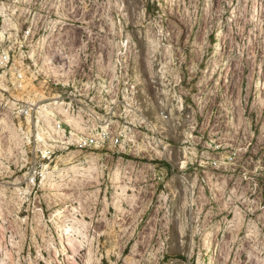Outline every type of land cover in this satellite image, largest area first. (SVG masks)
Returning a JSON list of instances; mask_svg holds the SVG:
<instances>
[{"label": "rangeland", "instance_id": "1", "mask_svg": "<svg viewBox=\"0 0 264 264\" xmlns=\"http://www.w3.org/2000/svg\"><path fill=\"white\" fill-rule=\"evenodd\" d=\"M259 4L0 0V264H264Z\"/></svg>", "mask_w": 264, "mask_h": 264}, {"label": "built area", "instance_id": "2", "mask_svg": "<svg viewBox=\"0 0 264 264\" xmlns=\"http://www.w3.org/2000/svg\"><path fill=\"white\" fill-rule=\"evenodd\" d=\"M3 60L7 62L9 57L4 56ZM22 78L23 75L20 74L19 79ZM60 98L62 97L60 96L57 100L59 101ZM62 102L68 107L70 112L77 115L81 113L80 105H82V103L76 99H73L70 94ZM35 107L36 106H33L28 102H24V105L19 108L18 114L21 116L32 114L35 111ZM57 123L58 125H62L60 122ZM81 129L82 127H80L78 130V133L69 132V137H71V140H69L70 138H66L64 143L67 144V146H74L81 151L101 149L105 148L109 144L116 147L120 145L121 137L119 135H114L107 126H89L88 128Z\"/></svg>", "mask_w": 264, "mask_h": 264}, {"label": "bare ground", "instance_id": "3", "mask_svg": "<svg viewBox=\"0 0 264 264\" xmlns=\"http://www.w3.org/2000/svg\"><path fill=\"white\" fill-rule=\"evenodd\" d=\"M254 2H255V12L257 13V12H259V10H260V4H259V0H254ZM218 48V47H217ZM49 57V56H48ZM46 59H48L47 60V64L48 65H46V72L50 75V76H56V71L54 70V68L53 67H51V65H50V60H51V58L49 57V58H46ZM264 67L262 66L261 67V70H260V72H259V80H260V85L262 84L261 83V81H262V78H263V76H264ZM38 137H39V139H41V135L39 134L38 135ZM70 264H73V262H71Z\"/></svg>", "mask_w": 264, "mask_h": 264}]
</instances>
